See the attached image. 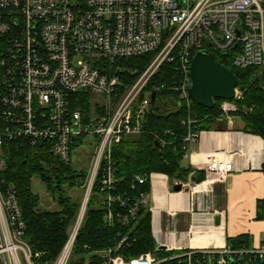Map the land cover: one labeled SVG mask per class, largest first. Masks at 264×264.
<instances>
[{
    "label": "built area",
    "instance_id": "obj_1",
    "mask_svg": "<svg viewBox=\"0 0 264 264\" xmlns=\"http://www.w3.org/2000/svg\"><path fill=\"white\" fill-rule=\"evenodd\" d=\"M0 37L4 40L0 51V148L11 140L32 145L45 141L60 161L69 163L72 143L91 135L94 149L86 203L99 172L98 197L107 208L105 220L111 223L115 218L122 225L134 223L141 208H147L153 218L158 211L149 204L153 179L157 175L168 179L156 172L137 175L138 183L149 181L148 193L132 198L116 193L111 150L124 136L143 131L150 94L170 88L176 94V105L188 108L190 63L194 52L201 49L229 55L233 66L253 67L264 74V0H0ZM149 52H154L150 62L118 95V74L102 72L99 63ZM164 64L172 69L170 80L146 90ZM79 90L101 94L107 103L93 98L91 116L83 120L81 111L71 109L68 102L69 94ZM240 97L236 87L234 98L224 100V111ZM96 105L105 112L97 113ZM194 123L190 117L183 122L187 127L180 147L184 157L200 134ZM3 167L0 155V170ZM232 169L231 160L209 152L204 181L223 183ZM261 169L264 171V152ZM172 183L184 186L186 182L173 179ZM115 205L118 210L113 212ZM85 206L82 212L79 209L78 222L52 264H67ZM24 230L14 189L0 184V264H39L34 260L39 253L31 251ZM131 236L130 231L118 232L113 246L92 254L100 264H247L264 259V242L239 249L227 244L173 248L158 242L150 251L126 257L121 251L130 246Z\"/></svg>",
    "mask_w": 264,
    "mask_h": 264
},
{
    "label": "trees",
    "instance_id": "obj_2",
    "mask_svg": "<svg viewBox=\"0 0 264 264\" xmlns=\"http://www.w3.org/2000/svg\"><path fill=\"white\" fill-rule=\"evenodd\" d=\"M4 40L0 37V51ZM216 61L229 68L237 79V87L241 91L238 101L251 107V113L241 116L242 129L248 133L260 135L264 139V74L253 67L237 68L232 65L229 55L223 57L212 53ZM154 52L141 55L118 57L112 62L100 64L102 72L110 75L118 74L120 82L118 95L133 83L150 62ZM172 69L163 65L146 87L168 82ZM144 93L141 94L143 96ZM91 100L93 94L88 90H79L69 94L68 102L71 109H79L83 120L91 116ZM212 108H205L191 101V109L176 105V94L170 88L156 91L152 112H145L143 131L138 135L124 136L112 148L110 161L113 165V176L116 179V193L125 198H132L140 193L150 191L149 181L138 183L137 175L148 176L151 172L165 174L170 181L178 179L192 183L204 180V170H199L196 177L192 176L189 164L184 165L181 143L187 117L192 118L197 131L223 130L226 122L218 121L216 101ZM97 113L103 114L105 109L96 105ZM239 115V114H237ZM82 139H76L74 146ZM158 144H155V142ZM0 155L4 159V167L0 170V184L14 189L16 199L22 211L25 223L24 239L33 253H39L35 261L39 264H52L69 239L71 230L77 219L81 200L73 201L68 189L81 187L83 194L89 175L88 167H74L72 160L63 163L51 151L45 141L32 145L25 140L6 141L1 145ZM91 156L88 158L90 161ZM36 176L45 185L49 196L57 208L48 209L40 206V197L31 188V180ZM101 174L97 172L85 206V211L74 238L67 264H100L94 251L113 246L118 232H131V244L121 251L126 257L136 256L150 251L156 245L151 231V213L141 208L134 223L122 225L117 219L106 222L105 203L98 199ZM118 206H113V212ZM256 218L264 219V198L258 201ZM227 245L239 249L249 248L250 235L240 234L227 239ZM243 264V263H238ZM247 264H264V259H253Z\"/></svg>",
    "mask_w": 264,
    "mask_h": 264
},
{
    "label": "crops",
    "instance_id": "obj_3",
    "mask_svg": "<svg viewBox=\"0 0 264 264\" xmlns=\"http://www.w3.org/2000/svg\"><path fill=\"white\" fill-rule=\"evenodd\" d=\"M231 160L233 169L223 183L204 184L187 181L179 191H174L172 181L163 175L153 179L150 206L158 209L151 217V231L156 244L164 242L175 247H221L228 238L249 234L251 247L264 242V224L256 223V229L236 226L233 193L242 181L250 188V209H243L248 221L256 218L258 201L264 197V171L261 161L264 139L260 135L237 129L232 118L223 130H202L196 142L189 145L184 165L189 164L192 176L204 170L206 154ZM228 180H230L228 182ZM219 217L215 224V217ZM258 219V218H257ZM218 237L216 240L215 237ZM217 241V242H216Z\"/></svg>",
    "mask_w": 264,
    "mask_h": 264
},
{
    "label": "rangeland",
    "instance_id": "obj_4",
    "mask_svg": "<svg viewBox=\"0 0 264 264\" xmlns=\"http://www.w3.org/2000/svg\"><path fill=\"white\" fill-rule=\"evenodd\" d=\"M94 100H98L100 103H107V99L102 96L101 94L93 95ZM94 100H91V103H94ZM224 100L216 101L217 105V117L216 120L226 122L228 117L230 116L232 118L233 124L237 129H240L244 125V121L242 119L243 116H247L249 113H251L252 108L246 106L245 104H241L238 100H232L231 101V107H227L228 111H224ZM227 105V106H230ZM184 108V107H182ZM187 109V111H190L191 104ZM239 114V115H237ZM242 117H241V116ZM93 137L91 135H87L86 138H83L80 142H78L74 146V152L72 154V165L74 167H88V171L90 170V165L92 161V152L94 149V143H91ZM90 141V143H89ZM91 156L90 161L88 158ZM230 180H228L229 182ZM31 188L32 190L37 193L40 197V206L43 208L48 209H56L57 206L54 202V200L49 196L44 183L36 176H34L31 180ZM68 194L70 195L71 199L73 201H80L83 200V191L81 187H72L68 189ZM264 196V195H263ZM251 197V192L249 186L245 184L244 181L241 182L240 185H237V188L235 189L233 193V206L229 204V208L233 209L235 212H237L238 215H234L236 219V226H246L250 227L251 229H256L258 226L256 223H263L264 219H257L255 216L253 217V221H248L246 215H241L243 209H250L249 207V199ZM264 198V197H263ZM262 198V199H263ZM99 199V197H98ZM83 203V202H82ZM83 207L81 209V212L83 211ZM154 238V237H153ZM155 240V238H154ZM251 243V242H250ZM170 252H163V254H169ZM172 253V252H171Z\"/></svg>",
    "mask_w": 264,
    "mask_h": 264
},
{
    "label": "water",
    "instance_id": "obj_5",
    "mask_svg": "<svg viewBox=\"0 0 264 264\" xmlns=\"http://www.w3.org/2000/svg\"><path fill=\"white\" fill-rule=\"evenodd\" d=\"M222 55L225 54L223 53ZM189 76L190 85L187 87V94L191 101L197 105L212 108L215 99L231 100L235 96V88L237 87L235 75L225 65L216 61L214 55L208 50L201 49L194 52L190 63ZM155 96L154 92L150 94L151 106L147 109L148 112L153 111ZM155 144H158V142L156 141ZM181 188V184L172 186L174 191H179ZM88 192L89 186L85 190L83 200L87 197ZM218 222L219 217L216 216L215 224H218ZM160 248L163 247L161 246Z\"/></svg>",
    "mask_w": 264,
    "mask_h": 264
},
{
    "label": "bare ground",
    "instance_id": "obj_6",
    "mask_svg": "<svg viewBox=\"0 0 264 264\" xmlns=\"http://www.w3.org/2000/svg\"><path fill=\"white\" fill-rule=\"evenodd\" d=\"M206 183H207V182L204 181V184H206ZM86 198H87V197H85L84 200H83V203H82L81 209H82V207L84 208V206H85V204H86ZM215 239L217 240L218 237L216 236ZM216 242H217V241H216ZM67 249H68V247H67Z\"/></svg>",
    "mask_w": 264,
    "mask_h": 264
}]
</instances>
